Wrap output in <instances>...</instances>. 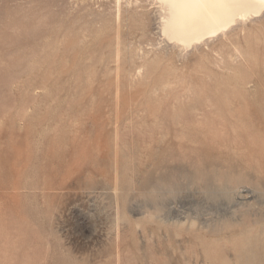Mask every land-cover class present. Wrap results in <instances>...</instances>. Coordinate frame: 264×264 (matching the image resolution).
<instances>
[{"label":"rangeland","instance_id":"1","mask_svg":"<svg viewBox=\"0 0 264 264\" xmlns=\"http://www.w3.org/2000/svg\"><path fill=\"white\" fill-rule=\"evenodd\" d=\"M115 4L0 0V264H264V119L241 114L237 148L168 129L195 100L264 105V22L216 46L243 65L150 55L136 75L152 45L124 9L154 7ZM217 152L236 179L212 192L187 175Z\"/></svg>","mask_w":264,"mask_h":264},{"label":"bare ground","instance_id":"2","mask_svg":"<svg viewBox=\"0 0 264 264\" xmlns=\"http://www.w3.org/2000/svg\"><path fill=\"white\" fill-rule=\"evenodd\" d=\"M120 1L121 0H116V17L118 18L122 16L119 5ZM146 1L151 3L148 8L151 5L154 7V12H152L154 13V17L152 16L153 20L148 17L145 10L142 8L138 10L139 7L130 9L131 11L129 9H124V12H127V14H123L122 18V20L128 22L127 27L130 30L129 35H139L140 43L138 44L147 42L152 45L150 50H145L140 47L137 53H134L138 55L136 57L143 62L141 66L136 67V75L142 74L143 66L146 61L145 59L151 56L152 59L159 57V59H164L165 62H169L170 64L168 65H172L173 72H177V66L174 60H171L174 56L180 60L187 59L191 56L196 64L203 65L206 63H213L214 66L219 68H222L221 64H219L220 62H223L226 68H229L232 62L233 64L243 65L246 58H244V60L240 52L235 55L230 54V60L227 59L229 61H224L223 57H221L220 60L216 59L214 56L215 54H219L220 51L219 47L216 46L219 43L223 46L232 44V38L234 36L244 34L255 23L264 22V0ZM151 36H156V42H153L150 38ZM126 47L127 46H125V48ZM118 50L119 49L116 48V53ZM212 57L214 60L211 59ZM225 62L230 63L227 66ZM232 102L219 104L210 100H195L183 111L184 116H182L185 118L182 120L183 122L180 120L179 116H176L173 120L176 126H170L171 128L168 129L172 130L174 134L179 131H188L191 129H196L201 132L204 131V133L209 136L210 143H212L211 145L222 144L226 147H231V145H233L237 148L240 144L245 143L244 137L239 138L241 140L235 138L240 137V134L237 133V127L235 126L239 125L241 127H246L247 125V120L244 119L241 114L244 113L250 117H258L259 120H263L264 105H252L251 103H243L242 105L240 102ZM229 115L237 117L240 123H236L235 125L229 122V120H227ZM217 117H221L223 120L228 121V123L222 121L220 124H214V120ZM188 121H191V124H187ZM231 133H237L238 136L233 135L234 138L232 139L229 136ZM245 148L249 149L247 144ZM215 157L221 158V155L217 152L212 158L210 170L207 169V171H205L203 168L195 169L191 174L187 175V178L199 181L201 186L208 190H213L212 192H215L216 189L214 180H222L223 182L220 185V189L224 191L230 187L229 185L231 182L235 181L236 176L217 169L216 166L221 163L218 159L215 164ZM172 186L170 189L173 188ZM159 189H161V187ZM233 225V222H227L221 224V227L229 228ZM243 225L246 226L245 223ZM214 228L218 229L217 227ZM250 255H254L253 251H251ZM260 260V257H254L250 264H260Z\"/></svg>","mask_w":264,"mask_h":264}]
</instances>
